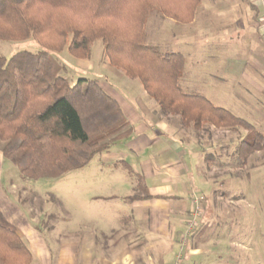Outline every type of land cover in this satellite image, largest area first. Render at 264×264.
<instances>
[{
	"label": "trees",
	"instance_id": "16d2710c",
	"mask_svg": "<svg viewBox=\"0 0 264 264\" xmlns=\"http://www.w3.org/2000/svg\"><path fill=\"white\" fill-rule=\"evenodd\" d=\"M199 4L200 0H0V40L32 39L42 48L38 53L0 54V150L21 178H57L80 169L129 132L118 102L96 79L79 78L70 85L60 75L64 65L50 54L67 44L71 55L89 57L95 39L102 40L111 66L140 82L159 105L160 116L208 137L213 129H242L245 160L264 152V132L181 86L182 53L162 52L145 41L150 10L187 24ZM127 170L137 193L150 197L142 177ZM30 260L22 239L0 224V264Z\"/></svg>",
	"mask_w": 264,
	"mask_h": 264
},
{
	"label": "rangeland",
	"instance_id": "374dc122",
	"mask_svg": "<svg viewBox=\"0 0 264 264\" xmlns=\"http://www.w3.org/2000/svg\"><path fill=\"white\" fill-rule=\"evenodd\" d=\"M262 1L264 3V0ZM236 4H239L250 20L252 11L248 8L247 0L201 1L198 12L204 11L205 18L207 17L201 21L209 22L212 26L209 30H200L196 41L209 46L217 40H226L231 43L230 49L228 53L222 51L220 57L210 59L208 55L206 58L198 55L192 57V53L186 51L185 70L183 69L180 84L187 91L203 94V90H207L213 96L218 97L209 99L211 102L242 117L246 114L234 113L236 110L232 108L238 105L237 101L233 100L234 96L242 92L238 88L243 87L259 92L264 86L259 76L264 73V65H262L264 57L259 56L264 49V32L261 25L253 28L251 43L247 38L249 33L243 32L238 37L229 35V33L221 35L219 33L221 29H216L215 24L220 22L229 29L233 7ZM258 10L264 14V5ZM216 14L215 22L214 15ZM165 19L168 18L164 17L159 10L152 9L148 12L144 27L146 43L158 47L162 52H168L172 48L176 49L174 47L168 49V47H163V44L169 42V46L170 44L174 46V37L170 34L178 30ZM155 39L159 40L160 45L154 44ZM103 46L101 39L93 40L90 44L89 57L85 58L71 55L67 44L59 51H53L50 54L64 65V70L60 75L70 85L75 84L79 78L96 79L103 87L110 86L116 95L123 97L127 102L135 104L141 99L146 107L158 112L159 105L150 96L143 94L144 90L137 79L125 76L119 69L108 63ZM189 47L191 48L190 45ZM21 50L38 53L42 48L32 39L0 40V54L6 57ZM229 55L233 58L237 57L238 61L243 63L240 74L233 76L230 82H228V76L222 73V67L229 62L227 59ZM191 61L193 62V75L190 76L192 80L187 82ZM251 63L258 64L255 73H252L249 67ZM235 81L239 84L234 83ZM135 97L140 98L137 100ZM170 124L181 140L196 143V150H198H194V153L196 152L195 166H191V171L184 179H180L185 184L184 197L186 198L191 190L202 195V203L205 202L206 205L208 203L212 205L215 201L219 202L218 212L211 214L209 219L215 223L210 232L213 235L212 238H216L218 242L214 244L212 240H209L204 245H197L194 241L203 229L201 222L208 219L200 209L194 228L189 234L192 238L188 239L184 252L187 247L198 249L197 246L206 247L208 250L198 252L186 262L189 264H264V163L261 162V152L260 154L252 153L248 155V160H245L246 156L242 153L245 152L247 145H240V139L245 133L242 129L238 131L227 128L213 129L211 136L208 137L206 133L197 132L191 127H179L175 120ZM181 150L186 154L185 161L190 165L192 154L188 153L189 150L185 147ZM170 154L171 152L169 156ZM98 157L99 155L89 166L68 171L60 177L36 180L21 178L17 167L9 159L4 158L2 168L4 188L2 194L0 193V207L9 219L34 220L33 224L39 226L44 236L51 242L53 252L56 232L54 229L47 232L49 226L56 227V230L64 229L71 223L70 221L87 219L92 207L98 206L97 211L102 209V200L93 202L89 197L90 193L102 187L100 184L104 180V173H102L104 170L98 169ZM198 168L209 181L208 186L196 180ZM119 171L121 170L110 169L105 177L109 175L117 178ZM95 175L98 177L96 180H94ZM11 182L15 184V188H11ZM84 230L87 231V229ZM231 237L237 239V244L230 243Z\"/></svg>",
	"mask_w": 264,
	"mask_h": 264
},
{
	"label": "crops",
	"instance_id": "0c3cea01",
	"mask_svg": "<svg viewBox=\"0 0 264 264\" xmlns=\"http://www.w3.org/2000/svg\"><path fill=\"white\" fill-rule=\"evenodd\" d=\"M200 4L190 23L179 24L165 19L178 29L170 34L176 42L174 46H171L172 44L169 46V42L163 44V47L168 49L176 48L168 51L180 52L184 58L185 52L189 51L192 57L198 55L206 58L208 55V59L220 57L222 51L228 53L231 43L226 40H217L209 46L196 41L200 30H209L212 26L209 22H202L207 17L205 18L204 11L198 12ZM247 4L252 11L251 19L248 20L244 10L236 4L233 7L229 29L220 22L215 24L216 29H221L219 32L221 35L229 33L238 37L243 32L249 33L247 38L251 43L253 28L261 25L264 32L263 13L258 10L264 5L263 1L247 0ZM214 17L216 22L217 14ZM158 41L155 39L154 44L160 45ZM259 56L264 57V49ZM227 59L229 62L222 67V73L228 76V82H230L233 76L240 74L243 63L231 55ZM249 67L252 73H255L258 64L251 63ZM188 75L187 82H190L192 80L190 76L193 75L192 61L189 64ZM259 76L264 84V73ZM236 82L239 84L238 81L234 83ZM98 84L118 102L129 128V132L117 139L109 150L94 155L85 165L89 166L99 155L97 165L99 170H104L102 171L104 180L100 184L102 187L90 193L89 197L93 202L102 200V209L97 211L98 206L92 207L87 219L70 221L71 223L64 229L56 230V227L49 226L47 232L53 229L56 232L53 252L51 242L44 236L39 226L33 224L34 220L9 219L0 207V224L15 231L29 248L31 260L28 264H186L191 256L208 250L206 247L197 246L198 249L187 247L184 252L188 239L192 238L189 236L191 233L185 234L192 217L190 203L192 191L189 190L185 198V184L180 179H184L191 171V166H195L196 152L194 153V150L198 151L197 145L191 141L181 140L170 124L172 119L160 116L157 111L146 107L145 103L139 100L140 97H135L139 101L131 104L123 97L116 95L110 86L103 87L99 82ZM238 89L242 92L234 96L233 100L238 103L237 106L232 107L236 110L234 113H245L246 115L242 118L252 124L256 130L264 132V86L259 92L243 87ZM143 94L146 92L143 91ZM202 95L208 99L218 98L207 90H203ZM235 115L239 116V114ZM184 147L190 151L188 153L192 154L190 165L185 161L186 154L181 150ZM169 152H171L170 156ZM0 153L2 156L0 158V193L2 194L4 188L2 168L5 157L1 150ZM258 153L260 154V151L254 152V154ZM261 154L263 164L264 152ZM127 167L142 177L147 195L150 197L137 193L135 179L128 173ZM110 169L121 170L119 176L105 177ZM97 175L94 176V180L98 178ZM196 180L208 186L209 181L202 175L200 168L197 169ZM10 185L11 188L16 187L12 182ZM218 206L219 202L216 201L212 202V205L210 203L206 205L205 202L201 204L202 214L208 219H202L203 229H200V236L194 240L197 245H204L209 240H212L214 244L218 242L216 238H212L213 235L210 232L215 223L209 220L211 214L218 212ZM230 243L237 244V239L231 237Z\"/></svg>",
	"mask_w": 264,
	"mask_h": 264
},
{
	"label": "built area",
	"instance_id": "2783aa9c",
	"mask_svg": "<svg viewBox=\"0 0 264 264\" xmlns=\"http://www.w3.org/2000/svg\"><path fill=\"white\" fill-rule=\"evenodd\" d=\"M262 21H263V26H264V14L262 15ZM202 200H203L202 195H198L194 191L190 193V203H191V208H192L191 216L192 217L188 223L187 231L185 234H189L193 230L199 210L201 209Z\"/></svg>",
	"mask_w": 264,
	"mask_h": 264
}]
</instances>
